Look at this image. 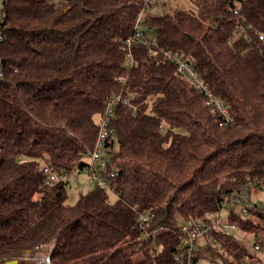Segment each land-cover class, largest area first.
I'll return each instance as SVG.
<instances>
[{
	"label": "trees",
	"instance_id": "obj_1",
	"mask_svg": "<svg viewBox=\"0 0 264 264\" xmlns=\"http://www.w3.org/2000/svg\"><path fill=\"white\" fill-rule=\"evenodd\" d=\"M63 1L7 0L0 264H28L45 245L52 264H177L183 222L216 213L250 182L264 187V0H193L194 12L146 13L141 32L157 37L156 53L135 43L132 65L126 41L142 0ZM168 52L190 58L232 124L222 125ZM127 90L136 110L119 104L111 121L120 197L92 188L68 205L69 179L86 166L110 98ZM45 168L67 179L46 184ZM134 205L152 217L148 231L167 229L154 243L142 240ZM231 214L262 250L264 207ZM208 241L217 264H264L231 235L212 231Z\"/></svg>",
	"mask_w": 264,
	"mask_h": 264
},
{
	"label": "built area",
	"instance_id": "obj_2",
	"mask_svg": "<svg viewBox=\"0 0 264 264\" xmlns=\"http://www.w3.org/2000/svg\"><path fill=\"white\" fill-rule=\"evenodd\" d=\"M159 0H142V8L136 20L134 34L127 41V49L129 51L128 59L130 65L134 63L131 46L138 43L149 50L150 55H154L156 52L154 47L157 45V37L146 36L141 32L142 23L146 16L147 11L155 6ZM193 1V0H191ZM58 6L57 2H53ZM192 12V11H189ZM238 14V11L235 12ZM7 0H0V44H3L7 40ZM264 41V36L259 37ZM176 66L177 74L187 79L196 89L205 95L208 106H210L215 113L219 114L220 122L222 125L228 126L234 122L230 108L224 104L215 94L210 93L206 83L194 69L192 61L189 57H186L183 53L168 52L167 53ZM4 80V65L0 59V84ZM119 82H123L119 79ZM136 94H119L110 98L106 110L99 122V131L97 139L93 149L88 150L86 153V166L82 170V173L86 175L87 184L93 188H98L120 197V193L117 192L113 181L119 177V171L115 170L112 166L111 158H113L114 151H116L117 138L111 128V121L113 119L115 108L122 104L128 107L130 110L135 111L136 107L133 104V100L136 98ZM44 172L47 176L45 179L46 184L57 183L65 181L66 176L60 177L54 171L49 168H45ZM263 186L258 182H250L241 192L240 195L231 197L227 200L226 204L218 207V211L213 214H207L203 219L199 221L183 222L179 229L176 231L180 237V250L181 255L175 256L177 264H217L214 259H210L207 248L212 244L208 241V235L212 231L225 233L233 236L238 242L244 243V237L241 235V227L237 222L231 221L230 216L232 212L245 218L249 215V211L254 208H260L257 201L253 196L260 193L263 190ZM139 206L134 205V212L138 213ZM232 210V211H231ZM152 217L146 213H138L139 229L142 234V240L145 242L154 243L157 236L167 230L163 227H159L153 231H148ZM240 235V236H238ZM255 240L254 235L252 236ZM254 250L260 251L261 246L256 244V240L253 245ZM52 247L45 245L37 248V252L30 259L35 264H52L51 259Z\"/></svg>",
	"mask_w": 264,
	"mask_h": 264
},
{
	"label": "rangeland",
	"instance_id": "obj_3",
	"mask_svg": "<svg viewBox=\"0 0 264 264\" xmlns=\"http://www.w3.org/2000/svg\"><path fill=\"white\" fill-rule=\"evenodd\" d=\"M58 4H62V2L60 0H57ZM180 7V8H184L187 11H196L195 6L193 4V1L191 0H159L158 3L153 6L152 8H150L147 12L148 15L151 16H163L165 13L170 12L173 8L176 7ZM130 186H134L136 188L139 189H144V185L140 182H133L130 181ZM127 183H124V186ZM93 187H91L90 185L87 184V178L86 175L81 173H77L76 175L72 176L69 179V186L67 189L68 192V200H67V204L68 205H75L80 197L81 194H86L88 193L90 190H92ZM112 196H110V200L116 201V196L113 194H110ZM253 198L257 201L258 206L260 208L264 207V190H262L260 193H257L253 196ZM240 236V235H238ZM253 234L251 233H247V235L243 236L244 237V245H246L247 247H249L251 249V251L255 254H257V256L259 258L264 259V248L260 251H255L253 248L254 242L255 240L253 239ZM215 247L216 244H214ZM140 258L139 254L135 256V259L138 260ZM28 264H35L33 261L29 260Z\"/></svg>",
	"mask_w": 264,
	"mask_h": 264
},
{
	"label": "crops",
	"instance_id": "obj_4",
	"mask_svg": "<svg viewBox=\"0 0 264 264\" xmlns=\"http://www.w3.org/2000/svg\"><path fill=\"white\" fill-rule=\"evenodd\" d=\"M62 2V4H58V7H62L65 5V2L63 0H60Z\"/></svg>",
	"mask_w": 264,
	"mask_h": 264
},
{
	"label": "water",
	"instance_id": "obj_5",
	"mask_svg": "<svg viewBox=\"0 0 264 264\" xmlns=\"http://www.w3.org/2000/svg\"><path fill=\"white\" fill-rule=\"evenodd\" d=\"M9 264H17V262H11V263H9Z\"/></svg>",
	"mask_w": 264,
	"mask_h": 264
}]
</instances>
